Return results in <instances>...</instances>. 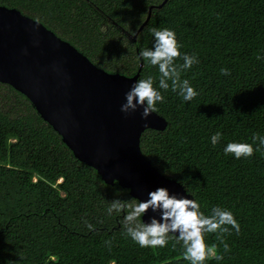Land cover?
<instances>
[{
    "label": "trees",
    "instance_id": "1",
    "mask_svg": "<svg viewBox=\"0 0 264 264\" xmlns=\"http://www.w3.org/2000/svg\"><path fill=\"white\" fill-rule=\"evenodd\" d=\"M0 6L41 22L104 71L131 77L143 63L137 80L154 78L164 96L157 113L168 125L143 132L142 152L206 215L219 206L240 225L239 233L228 226L224 234L228 252L218 233L205 234L223 259L204 264H264V148L248 158L224 153L229 142L264 136V0H0ZM152 28L173 30L181 56L198 58L181 72L198 92L193 100L161 89L158 66L140 56L154 45ZM216 132L222 137L214 146ZM114 199L132 197L76 160L30 100L0 83V264H190L172 234L156 248L128 237L124 213L107 212Z\"/></svg>",
    "mask_w": 264,
    "mask_h": 264
},
{
    "label": "water",
    "instance_id": "2",
    "mask_svg": "<svg viewBox=\"0 0 264 264\" xmlns=\"http://www.w3.org/2000/svg\"><path fill=\"white\" fill-rule=\"evenodd\" d=\"M141 67L131 77L99 69L41 22L0 6V83L30 100L75 159L95 169L107 185L128 189L132 198L143 201L166 187L192 199L141 149L143 132L164 130L166 118L157 112L143 118L141 106L128 114L120 111ZM153 216L159 219L160 213L149 209L142 220Z\"/></svg>",
    "mask_w": 264,
    "mask_h": 264
},
{
    "label": "clouds",
    "instance_id": "3",
    "mask_svg": "<svg viewBox=\"0 0 264 264\" xmlns=\"http://www.w3.org/2000/svg\"><path fill=\"white\" fill-rule=\"evenodd\" d=\"M150 31L155 37L154 45L152 48L142 49L140 56L150 65L158 66L159 87L165 91L171 87V90L178 91L186 102L193 100L198 92L191 86L189 80L181 79V72L199 63L198 58L188 54L181 56L180 45L173 30L152 28ZM177 58H182L183 63L177 64L175 62ZM257 59L261 57L258 55ZM220 71L223 75L230 74L227 68H221ZM125 97L126 102L121 105L120 111L128 114L141 106L143 118L156 113L157 102L164 100L161 92L154 87L152 76L135 81L125 93ZM221 137V132L212 135V144L215 146L219 143ZM252 141L253 143L229 142L224 148V153L233 154L237 159L251 157L254 151L264 148V136L255 134ZM148 197L143 201L136 198L114 199L107 209L109 215L113 212L124 213L122 223L125 234L141 247H164L172 234L178 244L182 242L183 259L190 264H204L206 260L223 259V256L218 254L217 245H207L205 242V234L218 233L217 239L223 244L225 252L230 251L229 245L224 242V234H230L228 226L234 228L237 233L240 231V225L230 210L216 206L211 209L210 215H206L200 210V203L196 199L170 194L166 187L149 192ZM149 209L159 212L160 218L153 216L150 222L146 223L142 216ZM84 223L89 230L94 229L91 223L86 220ZM105 243L110 245V241Z\"/></svg>",
    "mask_w": 264,
    "mask_h": 264
}]
</instances>
